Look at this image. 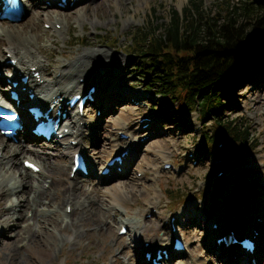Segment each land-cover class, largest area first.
I'll list each match as a JSON object with an SVG mask.
<instances>
[{
  "label": "rangeland",
  "instance_id": "374dc122",
  "mask_svg": "<svg viewBox=\"0 0 264 264\" xmlns=\"http://www.w3.org/2000/svg\"><path fill=\"white\" fill-rule=\"evenodd\" d=\"M34 1L36 0H31ZM122 1L127 7L125 11L118 8L116 0H81L70 8L62 9L56 5L36 3V7L33 4V9L26 11L23 19L18 22H9L0 17V53L1 59H6V65L0 66V77L3 80L2 91L6 93L9 86L7 69L11 65L8 63L10 56L5 49L7 41L2 31L3 26L16 28L14 24H18L17 26H25L29 32L43 34L45 39L41 46L53 52L55 65L49 69L51 73L47 74L48 77L60 74H54L58 71L59 64L76 59L94 48L121 56L119 66L106 74L111 77L117 75L114 81L121 95L111 97L112 99L109 97L110 109L102 115L100 108L89 106L87 120L83 121L86 125V137L82 146L95 171L91 175H77L89 179L101 189L98 197L92 196L90 200L96 201L99 198V203L110 217L105 224L86 220L84 224L78 225L77 233L69 218H64V230L54 229L53 238H49L54 245L45 241L43 248L42 243L34 241L28 248L20 247L13 256L8 255V247L4 244L6 239L3 238L0 264H34L38 257H44L42 264H139L136 252L130 246V232L119 235V225L121 221L134 219L132 230L135 221L141 216H149L147 220L150 225L145 233L153 240L158 237L157 244L172 246L174 235L185 238L188 250L178 253L169 264H225L224 260L212 253L194 250L206 240L207 228L212 222L211 217L207 220L206 216L215 211V203H225L231 198L236 203L244 202L253 208L256 215L253 217H264V193L259 190L264 183V57L259 60L263 66L257 65L256 70L249 63L256 54L250 52L243 56L236 68V76L228 86L229 90L219 94L228 104L221 109L219 115L224 117V121L245 119L258 139L257 146L251 149V154L245 161L238 155L229 157L225 162L221 161L219 155L222 147L226 146L223 144L221 147L224 141L212 145L206 135L214 130L217 115L210 113L202 120L199 110L185 114L186 111L179 110L176 102L166 106L169 102H164L159 93L151 88V78L138 70L135 66L137 56L129 55L128 51L131 49L126 47L129 34L134 28L148 24L161 26L168 20L172 7L181 10L188 0H148L138 11V0ZM204 2L210 8L218 0ZM43 8L56 10L63 15L59 16L60 23H57L61 28L68 16L69 31L55 27L62 31L55 32L56 20L45 23L44 18H38L34 10ZM48 24L50 27L46 26ZM41 56L43 60L46 59L44 55ZM90 59L94 60L95 56ZM242 66L244 69H241ZM105 73L104 69L99 72L101 75ZM104 84L106 88L110 86L108 83ZM105 125L108 127L106 130ZM117 131L119 135L129 133L128 140H124L120 146L124 147L130 141L131 146L137 145L136 151L125 174L102 180L99 177L101 167L109 156L110 141ZM0 143L4 146L18 144L17 141H7L3 137L0 138ZM38 144L47 146L45 150L56 164L67 160L65 170L55 173V183L44 174L41 166L42 171L35 174L42 180V185L54 193V187L73 183L74 180L70 177L71 154L65 156L63 146L54 141ZM25 157V154L21 156L20 167L22 160L27 159ZM165 162H172L174 169H164ZM4 175L5 168L2 167L0 178ZM180 197L184 199L181 202ZM63 202L62 213L69 214L71 207L67 201ZM260 212L263 214L257 215ZM31 213L28 211L29 216ZM172 216L178 217L175 221L179 229L177 233H172L168 222ZM76 217L78 216H73V219ZM239 222L240 219L235 223ZM72 235L75 237L73 240L70 238ZM144 239L145 237L142 240Z\"/></svg>",
  "mask_w": 264,
  "mask_h": 264
},
{
  "label": "bare ground",
  "instance_id": "6f19581e",
  "mask_svg": "<svg viewBox=\"0 0 264 264\" xmlns=\"http://www.w3.org/2000/svg\"><path fill=\"white\" fill-rule=\"evenodd\" d=\"M56 1L57 0H51L53 4ZM116 1L118 8H122L124 11L127 10V7L122 0ZM46 2L47 0H36L34 2L27 0L26 8L27 10H32L34 7L33 4L38 7V4L36 3L46 5ZM68 2L69 3L65 7L70 6V0H68ZM147 3L148 0H143L142 3L141 0H138L136 3V10L138 11L142 4L144 5ZM34 13L38 18H44L45 23H50L51 21L53 22L56 20L54 21V31L58 33L62 32L55 28L57 27V23H60L59 18L63 16L61 13L53 9L44 8L41 10L36 9L34 10ZM67 18L66 23L63 22L64 25L61 28H64L66 32L69 31L70 27ZM0 24L2 23L0 22ZM17 25L18 24H14V27L16 28L2 27V31L7 41L5 47L6 52L11 56L10 58L17 59V64L7 69L9 71L8 76L14 77V80L19 79L21 73L32 76V68L37 67V70H40L43 73L41 78L38 79L37 77H34L27 85L28 88H32L33 92H35V100L40 103L51 105L55 99H58L63 105H65V99L75 93L83 92L90 87L95 86L97 101L94 105L100 108V115H102L110 109L108 101L112 99L111 97L121 95V91L114 81V78L117 77V75L114 77L106 75L119 66L121 60L120 55L105 49L94 48L90 51L84 52L76 59L68 60L58 66L56 65L58 71H55L54 74L60 72V75L48 77L47 74L51 73L49 69L55 65L53 64V52L46 48H42L41 46L45 37L39 32H29L25 26ZM41 54L46 57L45 60H43ZM93 56H95V59L91 60L90 58ZM1 58L2 54L0 53V66L6 65V59ZM101 69L106 71L104 75L99 74ZM81 77L85 78L82 83L79 81V78ZM2 82L3 80L0 77V96L5 97L9 94L2 91ZM19 83L20 86H23L21 81H19ZM104 83H108L110 86L106 88ZM7 88L11 89L12 87L9 85ZM109 97L111 99H109ZM139 97L140 96H138V98ZM67 114L69 120L67 125L63 126L62 129L64 127H69L72 134L58 140L57 144L63 146L65 156L71 154V161H73L74 153L79 151L86 152L82 146V141L85 140L86 137V131L84 130L86 125L84 124V126H82L81 122L87 120V118L86 116H80L79 113L72 108L68 109ZM27 117L28 112L27 110H24V122L27 120ZM107 128V125H105L104 129L106 130ZM118 135L119 133L117 131L110 141L111 149L107 160L117 156L122 151L120 145L124 140H117ZM32 136L33 135L29 133H22L18 144H9L10 146L5 144L4 146L0 143V145H2L0 148V168H5V175L3 178H0V246L6 244L8 247L7 253L12 256L15 252H18L20 247L28 248L34 241L42 243L43 248L45 246V241H48V244H53V241L50 242L49 238H53L54 229H59L61 231L64 230V228H62V221L64 218H69L71 225L77 233L79 230L78 225L84 224L86 220H93L96 224H105L110 217L107 211L104 210L99 203V198H97L96 201L90 200L92 196L98 197V193L101 189L94 186L89 179H84L81 176L77 177L81 172L78 171L74 175V178L72 179V181L74 180L73 183H70L69 185H65L64 183L58 187H54V193H51L50 188L47 189L45 185H42V180H40L33 171L24 167V159L21 162V167L19 166L20 158L25 154V156H27L25 158L35 161L44 168V174L47 175V177L52 178V183H55L56 180L55 173H59L60 171L63 172L67 166V160L62 161L61 164H56V162L52 161L45 150L47 146L39 145L37 140H34ZM2 137L3 136L0 134V138ZM71 140H79L78 145L72 144ZM127 143L132 144L130 141ZM136 147L137 145L133 148L134 152L136 151ZM130 156L131 153L129 152L124 157V172L119 173L111 167L109 176L110 174L112 176L125 174L129 169L128 163L131 159ZM100 161H102V158H100ZM94 171L95 167L91 165L90 175L93 174ZM17 173L19 174L17 175ZM99 177L102 180H107L109 178L102 174H100ZM259 190L264 193V183ZM63 201H67V204L71 206L69 214L67 212L62 213ZM215 205V211L211 215L206 214V219L208 220V218L211 217L210 222H216L218 228L213 229L210 224L207 228L208 234L206 235L204 244L197 246L194 250H201V252L204 253H212L214 256L224 260L225 264H264V217H262V219L259 217H253L256 216L253 213V208L251 209L244 202L236 203L231 198L225 203L219 201L215 203ZM28 211L32 212L30 216L28 215ZM260 214L263 213H257V215ZM75 215L78 217L73 219V216ZM242 218H247L245 221H248L249 224L251 223L247 232L254 234V231H257L255 238L258 248L253 253L247 251L238 244H230L227 247L225 243L222 242L218 244L213 240L220 231L224 230L223 228H231L237 235H241L242 232L238 230L240 227L235 222L238 219H240L241 222L243 220ZM126 220L121 221L122 223L119 225V230L123 225L129 227L130 246L133 247L136 252L139 261L138 263L152 264L151 261H147L141 257L143 255L142 252L145 250V247L143 246L144 241H147L148 239L151 240L152 245L148 249H156L162 245L156 243V241H159L158 237L154 240L151 237H147L145 229L150 225L149 220H146L141 216L135 221V227L132 230L131 228L132 224H134V219ZM228 224L229 226H227ZM110 225L113 226V224ZM138 235L140 236L139 239H137L139 237ZM143 237L146 238L144 241L142 240ZM3 238L6 239L4 244L1 240ZM70 238L73 240L75 237L72 235ZM24 241L26 242L22 244ZM167 246L168 245H164V247ZM141 247L143 250L140 252ZM234 249H238L239 253L234 252ZM43 260L44 257L35 258L34 264H42ZM188 264L197 263L191 262ZM201 264H205V262H202Z\"/></svg>",
  "mask_w": 264,
  "mask_h": 264
},
{
  "label": "trees",
  "instance_id": "16d2710c",
  "mask_svg": "<svg viewBox=\"0 0 264 264\" xmlns=\"http://www.w3.org/2000/svg\"><path fill=\"white\" fill-rule=\"evenodd\" d=\"M126 47L137 56L138 70L151 78V88L169 102L166 106L176 102L185 114L199 110L202 120L217 115L206 135L212 145L229 146H221V161L250 156L258 139L245 119L224 121L219 114L228 104L219 94L229 90L243 56L254 52L250 65L263 66L264 0H218L210 8L204 0H188L181 10L172 7L161 26L134 28Z\"/></svg>",
  "mask_w": 264,
  "mask_h": 264
}]
</instances>
